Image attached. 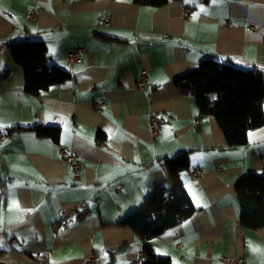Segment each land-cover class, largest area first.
<instances>
[{
    "label": "crops",
    "instance_id": "obj_1",
    "mask_svg": "<svg viewBox=\"0 0 264 264\" xmlns=\"http://www.w3.org/2000/svg\"><path fill=\"white\" fill-rule=\"evenodd\" d=\"M107 15L110 26L102 24ZM19 40L44 42L47 66L67 72V82L30 92L7 48ZM77 48L80 60L70 66ZM206 59L264 73V0H0V176L12 178L0 191V262L143 264L144 240L120 222L156 186L172 190L164 160L187 151L180 176L196 210L150 247L171 264L238 256L264 264V227L242 226L235 193L245 173L264 176V123L245 145H227L215 118L200 114L176 80ZM141 68L150 81L144 89ZM150 110L161 121L154 140ZM40 125L57 126L58 137L37 134ZM59 147L81 159L79 178ZM80 203L68 229L53 231L60 211Z\"/></svg>",
    "mask_w": 264,
    "mask_h": 264
},
{
    "label": "trees",
    "instance_id": "obj_2",
    "mask_svg": "<svg viewBox=\"0 0 264 264\" xmlns=\"http://www.w3.org/2000/svg\"><path fill=\"white\" fill-rule=\"evenodd\" d=\"M170 0H134L139 5L162 6ZM230 1V0H229ZM15 64L25 73V86L30 92L44 91L50 85L67 82L69 75L56 66H47L49 54L44 42L19 40L7 47ZM4 70L1 74L5 77ZM264 73L258 69H242L229 61L203 60L176 80L182 92L194 97L202 115L214 117L228 146H243L247 133L264 123ZM2 78V77H1ZM37 134L58 137L59 128L51 125L34 127ZM188 152L164 160L172 190L155 187L139 210L120 223L130 227L144 240L143 264H171L168 257L157 255L149 240L189 218L196 210L186 194L181 172L188 167ZM240 206V223L245 228L264 227V176L247 172L235 184Z\"/></svg>",
    "mask_w": 264,
    "mask_h": 264
},
{
    "label": "built area",
    "instance_id": "obj_3",
    "mask_svg": "<svg viewBox=\"0 0 264 264\" xmlns=\"http://www.w3.org/2000/svg\"><path fill=\"white\" fill-rule=\"evenodd\" d=\"M31 15L32 13L29 14V16ZM110 18H111L110 15L103 17L102 24L104 26H110L111 25ZM226 24H228V22ZM82 52H83V49L81 48H77L69 52L66 59L70 66H72L75 62L80 60L79 57H81ZM149 85H150V81H149L148 71L145 68H141L140 76H139V79L137 80V88L144 89ZM103 104L104 102L102 100H99L98 102L94 104L93 108L96 110V112H100ZM159 117L160 116L158 112L155 110H150L148 112V118H147L148 127H149L148 132L150 133V137L153 140L156 138V136L159 133L158 130L160 129V122H161ZM5 136H6V132L4 133V131L0 130V150H1L2 143L5 140ZM58 149H59V154H60V161L70 167L71 174L73 175V177L79 178L80 176L79 172L82 166V161H80L81 159L75 156L74 154H72L70 150H67L66 148L59 147ZM0 156H1V151H0ZM198 174L199 172L197 170H192L190 172V176L192 178H196ZM11 181H12L11 176H9V174H7L6 172H3L2 175L0 176V191L6 192ZM84 206L85 205L83 203H80L78 208L72 209V211L71 210L60 211V215L57 221L54 224H52L53 231L55 232L66 231L69 227L68 224H70L72 220L74 219L77 209H83ZM84 261H85L84 263L86 264H94L93 258H87ZM221 262L222 264H247L244 256L223 257ZM0 264H3V263L0 262Z\"/></svg>",
    "mask_w": 264,
    "mask_h": 264
},
{
    "label": "snow or ice",
    "instance_id": "obj_4",
    "mask_svg": "<svg viewBox=\"0 0 264 264\" xmlns=\"http://www.w3.org/2000/svg\"><path fill=\"white\" fill-rule=\"evenodd\" d=\"M50 51H51L52 53H54V52H55V49H54V48H53V49H50ZM0 127H3V126H0ZM255 135H256V134H254V133H250V134H249V136H250V140H251L252 138H254ZM195 198H196V197L193 196V199H195ZM0 246H2V242H0Z\"/></svg>",
    "mask_w": 264,
    "mask_h": 264
}]
</instances>
